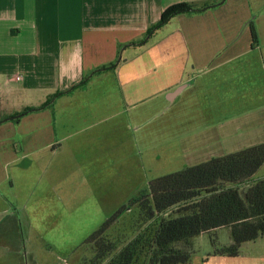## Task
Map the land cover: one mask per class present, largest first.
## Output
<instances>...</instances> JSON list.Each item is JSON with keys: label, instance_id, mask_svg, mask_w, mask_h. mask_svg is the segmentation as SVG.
Here are the masks:
<instances>
[{"label": "crops", "instance_id": "0c3cea01", "mask_svg": "<svg viewBox=\"0 0 264 264\" xmlns=\"http://www.w3.org/2000/svg\"><path fill=\"white\" fill-rule=\"evenodd\" d=\"M181 2L207 7L174 15L142 43ZM162 108L167 129L183 128L173 145L186 160L264 143V0H0V160L29 168L20 161L34 146L40 177L66 184L77 166L94 171L110 155L101 138L137 144V129L120 126ZM18 132L29 149L12 159L5 143ZM203 235L232 242L227 227ZM212 248L183 264H264V236L236 256H208Z\"/></svg>", "mask_w": 264, "mask_h": 264}, {"label": "rangeland", "instance_id": "374dc122", "mask_svg": "<svg viewBox=\"0 0 264 264\" xmlns=\"http://www.w3.org/2000/svg\"><path fill=\"white\" fill-rule=\"evenodd\" d=\"M166 109L162 108L151 116L140 115L137 124L132 121L129 126H120L121 130L127 128L133 135L137 129V144H134V138L133 143H126L125 134H122V140L118 134L101 138V141L107 139L105 144L110 155L104 156L94 171L87 168L84 160L83 164L87 165L84 170L89 171V176L77 166L66 184L57 178L40 177L41 170L34 165V159L39 156L33 145L26 160L20 161L29 168L14 166L6 158L0 160V264L4 261L8 264H105L107 261L99 257L96 248L83 245L85 239L127 205L132 197L146 190L150 180L199 163L186 160L175 152L178 145L173 143L183 128L167 129L164 126ZM126 114L124 112V116ZM112 123L107 120L104 125ZM85 132L76 135L84 136ZM20 138L18 132L16 139L11 138L5 143L12 159L14 153L21 154L20 147L24 151L29 149ZM111 139L115 140L116 146L112 147ZM120 141L123 142L120 144ZM224 148L227 153L240 149L237 146ZM50 162L43 171L51 170ZM121 171L123 176L111 177ZM263 174L264 168L255 178ZM99 183H103L102 187ZM139 218L136 206L123 211L108 230L107 238L122 237L121 240L126 241L137 230H144L146 224L141 222L142 219L137 221ZM226 234V230L218 234L219 243L224 241ZM195 242L194 256L206 257L212 248L209 236H199ZM73 249L77 250L67 253Z\"/></svg>", "mask_w": 264, "mask_h": 264}, {"label": "trees", "instance_id": "16d2710c", "mask_svg": "<svg viewBox=\"0 0 264 264\" xmlns=\"http://www.w3.org/2000/svg\"><path fill=\"white\" fill-rule=\"evenodd\" d=\"M206 5L181 2L168 6L145 36L152 35L174 15L201 11ZM250 31L256 42L252 23ZM262 168L264 143L154 178L146 190L132 197L83 245L96 248L99 257L107 261L105 264H183L194 255L195 239L199 235L227 227L231 244L218 247L212 237L213 248L208 256H236L242 243L264 236V174L255 178ZM133 206L139 210L137 221L142 219L146 228L137 230L126 241L122 237L108 239L107 232L119 215ZM174 206L177 209L172 210Z\"/></svg>", "mask_w": 264, "mask_h": 264}, {"label": "water", "instance_id": "95a60500", "mask_svg": "<svg viewBox=\"0 0 264 264\" xmlns=\"http://www.w3.org/2000/svg\"><path fill=\"white\" fill-rule=\"evenodd\" d=\"M203 9H205V8H203ZM149 36H150V34H148V35L144 38V40L142 41V43H144V42L149 38ZM121 56H122V49L120 50V52H119V54H118V58H117L115 64H117V63L120 61ZM115 64H114V65H115Z\"/></svg>", "mask_w": 264, "mask_h": 264}]
</instances>
